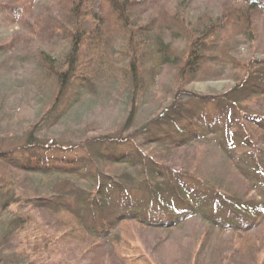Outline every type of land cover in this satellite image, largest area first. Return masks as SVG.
I'll return each instance as SVG.
<instances>
[{
    "label": "trees",
    "instance_id": "16d2710c",
    "mask_svg": "<svg viewBox=\"0 0 264 264\" xmlns=\"http://www.w3.org/2000/svg\"><path fill=\"white\" fill-rule=\"evenodd\" d=\"M40 1L0 0L5 25L12 22L22 29L11 41L0 43V80L12 74L13 67L22 65L24 76H28L25 81L32 84L29 95L39 108L36 125L39 129L30 131L28 142L0 153V200L3 210L17 206L15 231L22 234L32 230L39 234L42 227L31 219L35 212H42L53 218L66 217V238L111 245L118 230L130 222L163 231L180 228L199 218L211 232L234 234L238 242L230 250L235 253L248 246L249 240L254 242L251 233L264 227V203L252 205L247 201L250 191L264 188V146L237 130L232 132L242 128L231 115L237 104L264 101V63L252 66L243 61L226 62L229 48L234 44L230 43L231 37L241 34L255 40L254 23L258 16L264 17V0H228L223 17L217 22L204 19L198 25L199 30L193 32L179 16L137 22L136 8H147L150 0ZM167 36L171 38L168 43ZM179 37L187 42L182 55H176L174 46ZM54 41L67 49L61 59L44 47L45 44L50 49ZM229 65L236 66L231 70L235 86L218 104L224 109L210 118L196 116L181 101L189 93L179 89L197 81L220 79L222 76L212 75L210 71L213 67ZM166 68L175 71L178 92L174 93L171 106L143 129L137 139L141 145L133 143L131 151L122 152L115 143L89 140L83 145L85 152L74 160L46 155L58 144L41 145L38 135L45 134L48 127L61 125L83 106L89 95L88 86L97 91L102 89L104 95L112 91L125 97L127 106L132 108L131 122L152 96ZM207 99L199 97V102L206 104ZM239 114L250 133H256L253 137L260 135L263 142L264 120L244 111ZM163 125L168 129L164 131L166 134L159 132ZM205 144L218 145L227 168L234 169L236 177H242L244 182L248 181L244 195L232 192L230 198L239 201L224 200L211 183L194 180L189 183L183 180L189 174L177 173L172 167L168 170L167 165L175 163L166 161L168 156L172 158L175 153ZM152 146L155 148L151 155L147 151L139 152V148ZM58 147L71 149L68 144ZM197 163L202 162L197 160ZM56 178L71 188L45 197L43 185H52ZM127 180L141 183V188L135 186V189L147 197L145 206L132 199L130 191L134 187H128ZM82 184L85 189H75ZM117 191L126 198L113 203L112 194ZM155 204L171 213L167 221L156 219ZM226 205L230 217L220 214ZM87 216L92 219L89 224ZM241 218L245 224L240 222ZM42 244L38 240L28 242L35 254L36 248L53 243L44 240ZM23 251L29 259L27 250Z\"/></svg>",
    "mask_w": 264,
    "mask_h": 264
},
{
    "label": "rangeland",
    "instance_id": "374dc122",
    "mask_svg": "<svg viewBox=\"0 0 264 264\" xmlns=\"http://www.w3.org/2000/svg\"><path fill=\"white\" fill-rule=\"evenodd\" d=\"M45 1L47 0L40 2ZM150 1L151 4L147 8H136L134 15L137 17L134 16V18L137 22L143 24L152 18L179 16L182 17L184 24L192 32L199 30L198 25L204 19L217 22L223 17L229 4L228 0ZM3 18L4 16L0 14V43L11 41L22 33L20 26L14 25L12 22L5 25ZM254 24L252 36L255 40H250L248 35L243 36L241 34L238 37H231L230 43L234 42V44L229 48L231 52H229L226 63L243 61L246 64L252 63V66H255L256 63H264V17L258 16ZM165 39L168 43L171 38L167 36ZM53 44L51 50L45 44L44 47L53 56L61 59L67 50L66 47L58 41H54ZM174 46L177 49L176 55H182L187 42L179 37ZM233 67L236 66L213 67L211 71L209 70L210 73L215 76H222L220 79L197 81L181 87L180 91L189 93L186 97L183 95L181 101L188 109L194 110L196 116L210 118L218 115L223 108L222 105L221 107L218 105L220 100L235 86V82L231 79ZM23 70L22 65L13 67V73L0 80V153L22 147L28 142L27 135L30 131L33 128L39 129L36 126L38 123V104L29 95L28 88L32 87V84L28 83V80L25 81L28 76H24ZM163 73L154 87L152 96L135 113L131 122H129V118L132 114V108L127 106L128 100L125 97H121L117 95V92L112 91L108 95H104L102 89L99 88L97 91L88 86L89 95L83 106H79L74 114L61 125L53 128L46 125L48 128L45 130L47 132L38 135L41 145L43 143V145L46 144L50 147L52 143L56 145L68 144L71 149L65 151L57 145L54 146L56 148L51 149H54L53 151L46 153V155L55 159L66 157L74 160L72 158H79L85 152L83 145L89 140L115 143L114 145L118 146L120 151H131L134 148L133 143L140 144L137 139L142 136L143 129L158 119L160 114L171 106L173 95L178 92L175 85V71L166 68ZM199 97H208L205 101L207 105L204 102L203 104L200 103ZM236 106L233 108V110L236 109L234 110L235 113L231 116L242 130L235 128L232 132L237 130L241 135L246 134L248 139H252L258 145L262 143L260 146H264V140L263 142L260 141V135L253 137L256 133L254 135L250 133L243 124V117L239 114L244 111L264 120V101L258 103L242 102ZM226 128L227 124L224 125V129ZM166 129L167 127L163 125L159 132L166 134L168 133L164 132ZM225 131L227 133V130ZM228 136L229 133L225 135V137ZM153 148L155 146L139 148V152L147 151L146 154L151 155ZM219 151L218 145L205 144L200 147L197 146L194 150L181 152L182 155L175 153L172 158L168 156L166 161L175 163L173 165L168 164L167 168L168 170H171V167L176 168L175 172L177 173L189 174L183 176V180L186 182L190 183V180H194L211 183L219 189L224 200L229 199V201L237 202L238 199L230 198L232 192L244 195L247 191L246 182L248 181L245 180L246 182H244L242 177H236L234 169L227 168L226 159ZM177 155H179L178 158ZM246 158L244 156L245 161ZM197 160L202 163H197ZM126 183L128 187H134V190L130 191L132 199L145 206L147 197L143 191L135 189V186L141 188V183L137 184L135 181L128 180ZM43 187L42 192L45 197L51 193H65L71 188L57 178L52 185H43ZM75 189H85V185H79ZM123 198H126L124 194L117 191L112 194L111 200L114 203ZM248 198L250 200L247 202L252 205L264 203V188L260 187L250 191ZM218 203L223 204V201ZM2 204L0 200V264H30V261H36V264H264V227L251 233L255 243L248 239L249 245L237 253L233 249V251L230 250L238 242L234 234L231 232H211L212 229L199 218L189 220L180 228L163 231L130 222L118 230L114 236L115 243L107 245V243L98 244L92 241H81L75 237L66 238L64 236L66 217L53 218L42 212H33L34 215L31 219L36 221L35 224L37 223L42 227L39 234L38 232L34 234L32 230L21 234L15 231L13 225L19 216L17 206L3 210ZM228 210L226 205L220 214L223 217H230ZM154 213L156 219L160 221H167L171 214L158 204L154 205ZM239 220L245 224L244 219ZM91 222V216H87V223ZM29 238L32 242L38 240L42 244L45 240L53 244L47 246H42V244L41 249L35 247L37 249L35 254L33 247L28 245V242H31ZM44 247L47 248L44 249ZM22 249L27 250L25 253L27 252L29 259L22 254L24 252ZM232 255H234L233 258Z\"/></svg>",
    "mask_w": 264,
    "mask_h": 264
}]
</instances>
